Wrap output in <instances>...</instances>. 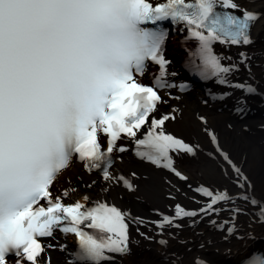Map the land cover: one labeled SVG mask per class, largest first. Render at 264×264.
Here are the masks:
<instances>
[{
  "label": "snow or ice",
  "instance_id": "obj_1",
  "mask_svg": "<svg viewBox=\"0 0 264 264\" xmlns=\"http://www.w3.org/2000/svg\"><path fill=\"white\" fill-rule=\"evenodd\" d=\"M261 19L264 13L243 9L237 0H164L155 6L149 0H0V264H10V258L15 264H53L51 251L67 249L56 241L57 231L77 238L78 250L68 264H101L110 259L106 253L128 254L124 212L107 203L66 205L69 190L54 195V182L77 156L86 170L100 169L105 180L136 190L131 180L109 171L112 154L128 150L117 144L122 136L135 142L142 160L186 180L170 152L196 156V147L164 131L165 122L176 119L175 109L159 119L154 115L164 102L158 88L174 87L163 79L168 32L159 22L183 24L199 41L204 69L220 77L233 68L221 64L212 45H250V30ZM240 55L241 63L248 59ZM149 61L160 69L151 86L136 80ZM236 87L255 91L250 85ZM145 125L144 138L137 139ZM211 139L215 142L214 134ZM224 160L234 173L227 178L239 191L202 187L198 191L208 202L199 211L177 204V218L219 214L223 202L232 205L234 215L247 208L264 223V198L248 191L242 169L227 155ZM165 225L172 226L173 219L165 217L159 227ZM195 264L207 262L198 258ZM243 264H264V253H253Z\"/></svg>",
  "mask_w": 264,
  "mask_h": 264
},
{
  "label": "bare ground",
  "instance_id": "obj_2",
  "mask_svg": "<svg viewBox=\"0 0 264 264\" xmlns=\"http://www.w3.org/2000/svg\"><path fill=\"white\" fill-rule=\"evenodd\" d=\"M237 1L243 9L264 13V0ZM179 37L178 34L174 37L176 47ZM252 38L250 45L223 52L232 64L239 66L228 79L229 86L224 92L222 85L208 81L207 91L199 89L173 102L179 107L174 113L176 119L168 122L169 129L186 136L198 148L195 157L179 158L180 171L187 177L185 181L128 156L121 167L136 173V190L127 192L107 182L99 183L93 191L81 189L76 194L80 198L88 194L92 200H115L137 219L130 252L107 264H195L198 258L207 264H243L264 241V223H260L258 213L245 208L239 215H233L224 209L230 204L223 202L217 205L222 207L219 214L183 218L178 221L179 227H159L160 218L175 211L177 204L194 210L208 202L209 198L195 191L198 183L214 190L226 186L233 193L239 191L227 178L226 174L234 173L224 154L219 152H225L232 164L242 169L251 184L248 191L258 199L264 198V19L255 24ZM241 53L248 57L244 63H240ZM184 59L188 60V56ZM244 84H251L257 92L242 93V88L236 86ZM198 87L202 86L198 84ZM213 93H229V96L222 101L211 100ZM211 131L220 138V151L212 144ZM237 203L244 207L242 202ZM229 226L235 229L231 234ZM161 240L167 242L166 246L159 243ZM61 256L57 255L56 264H60Z\"/></svg>",
  "mask_w": 264,
  "mask_h": 264
},
{
  "label": "rangeland",
  "instance_id": "obj_3",
  "mask_svg": "<svg viewBox=\"0 0 264 264\" xmlns=\"http://www.w3.org/2000/svg\"><path fill=\"white\" fill-rule=\"evenodd\" d=\"M186 159L189 160L190 158L186 157ZM262 243H263V241H261V242L259 243V245H262ZM259 245H258V246H259ZM255 249H256V248H255ZM253 250H254V249H253Z\"/></svg>",
  "mask_w": 264,
  "mask_h": 264
}]
</instances>
